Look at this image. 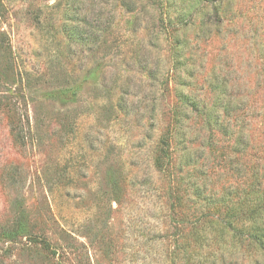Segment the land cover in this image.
I'll use <instances>...</instances> for the list:
<instances>
[{
  "label": "rangeland",
  "instance_id": "374dc122",
  "mask_svg": "<svg viewBox=\"0 0 264 264\" xmlns=\"http://www.w3.org/2000/svg\"><path fill=\"white\" fill-rule=\"evenodd\" d=\"M263 173L264 0H0V264H249Z\"/></svg>",
  "mask_w": 264,
  "mask_h": 264
},
{
  "label": "trees",
  "instance_id": "16d2710c",
  "mask_svg": "<svg viewBox=\"0 0 264 264\" xmlns=\"http://www.w3.org/2000/svg\"><path fill=\"white\" fill-rule=\"evenodd\" d=\"M217 6L218 8H214L216 12H219L220 5ZM218 122L216 120L214 124L210 122L209 125L213 128ZM220 126L217 130L225 134L222 130L223 125L220 124ZM244 136L248 145L249 135L245 132ZM244 148L247 149L246 146ZM244 195L243 201L236 200L237 202L234 201L230 205L228 219H221L219 224L228 233L232 248L235 246H244L247 249L253 247L259 252L258 256L253 254L254 256L248 258L250 259L249 264H264V173L260 177L258 189L251 185ZM195 223L199 227L201 222L198 220Z\"/></svg>",
  "mask_w": 264,
  "mask_h": 264
}]
</instances>
